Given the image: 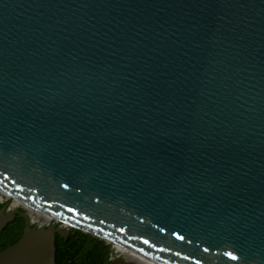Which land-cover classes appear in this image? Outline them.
Masks as SVG:
<instances>
[{
	"label": "water",
	"instance_id": "95a60500",
	"mask_svg": "<svg viewBox=\"0 0 264 264\" xmlns=\"http://www.w3.org/2000/svg\"><path fill=\"white\" fill-rule=\"evenodd\" d=\"M0 188L163 263L264 264V0H0ZM5 210L13 264L47 228Z\"/></svg>",
	"mask_w": 264,
	"mask_h": 264
},
{
	"label": "bare ground",
	"instance_id": "6f19581e",
	"mask_svg": "<svg viewBox=\"0 0 264 264\" xmlns=\"http://www.w3.org/2000/svg\"><path fill=\"white\" fill-rule=\"evenodd\" d=\"M10 191L11 190L8 191V190H5L3 188H0V194H1L2 199H11L12 198L14 206H19V207H22L25 210H27L26 215L28 216L29 222H30L29 216H31V215L33 216L35 214V215H37L35 218L41 217L43 222H49L53 219L57 220L56 224L59 225V227L61 228V226H63L62 220H65L66 222H72V225H69V226L74 228V229L79 227L83 231L85 230L86 232H90L93 235H97L99 238H101L104 241H105L104 238L108 239L107 236H105L103 234L91 232L88 229H86L85 227H80L79 224H77V223H75V222H73V221H71L65 217H61L58 215L48 213L47 211L42 210L41 208H38L37 206H34L29 201H25V200L21 199L20 197H18V195L13 194ZM58 220H60V221H58ZM74 221H78V222L84 223L86 225H92L94 228L96 226L94 224H90V223H87L85 221H79L75 218H74ZM39 227L43 228V226H39ZM65 229L69 230V228H65ZM44 230L45 231H37L36 230V231H28L27 232V235H26L27 240L25 242V245L20 249V251H18V253L16 255L17 257H15V259L13 260V264H47V261H48L49 255H50L51 229L47 228ZM115 241H116V244L118 246H120L121 248H129L130 250H132L126 254L119 255V258H121L120 264H168L165 262L163 263V262H161L157 259H154L152 257L145 256L141 252H139V251L137 252V251L133 250L132 248H130L129 246L118 242L117 240H115ZM105 243L108 244L106 241H105ZM39 252H40V257L38 258L37 256H35V254H38Z\"/></svg>",
	"mask_w": 264,
	"mask_h": 264
},
{
	"label": "trees",
	"instance_id": "16d2710c",
	"mask_svg": "<svg viewBox=\"0 0 264 264\" xmlns=\"http://www.w3.org/2000/svg\"><path fill=\"white\" fill-rule=\"evenodd\" d=\"M24 219L18 214L0 230V252L14 245L23 235ZM105 245L77 230L70 231L66 237L55 234V264H104L111 261L113 241ZM111 246V247H110Z\"/></svg>",
	"mask_w": 264,
	"mask_h": 264
},
{
	"label": "rangeland",
	"instance_id": "374dc122",
	"mask_svg": "<svg viewBox=\"0 0 264 264\" xmlns=\"http://www.w3.org/2000/svg\"><path fill=\"white\" fill-rule=\"evenodd\" d=\"M6 204V212H9V211H11L12 209H18V210H21V211H24V212H27V210H25L24 208H22V207H19V206H14L13 205V199L11 198V199H2V197H1V194H0V205L2 206V205H5ZM37 215H31V216H29V218H30V223H31V227H39V226H43V227H45V228H48L49 226H51V225H54V226H58L57 224H56V221L57 220H55V219H53V220H51V221H49V222H43V220H42V218L41 217H37V218H35ZM35 218V219H34ZM34 219V220H33ZM58 221H60V220H58ZM63 221V226H61V229L62 230H65V228H69V232L70 231H74L73 229L74 228H72V227H70L69 225H72V222H66L65 220H62ZM43 222V223H42ZM108 237V236H107ZM109 239V240H108ZM108 241L109 242H112L113 243V245H112V248H111V250H112V258L113 259H115L116 257H118L119 255H123V254H126V253H128V252H130V251H132V250H130L129 248H121L120 246H118L117 244H116V241L115 240H113V239H111V238H109L108 237ZM111 240V241H110ZM105 245H107V244H105ZM107 246H109V245H107ZM111 247V246H110ZM112 259V260H113Z\"/></svg>",
	"mask_w": 264,
	"mask_h": 264
},
{
	"label": "snow or ice",
	"instance_id": "6c2138e0",
	"mask_svg": "<svg viewBox=\"0 0 264 264\" xmlns=\"http://www.w3.org/2000/svg\"><path fill=\"white\" fill-rule=\"evenodd\" d=\"M64 187H67V185H64ZM163 231V229H161ZM179 239H183V236H180ZM144 243H148L147 240L144 241ZM207 251V249H205ZM224 255L228 257L230 261H238L240 257L238 255H234L232 251H225Z\"/></svg>",
	"mask_w": 264,
	"mask_h": 264
}]
</instances>
